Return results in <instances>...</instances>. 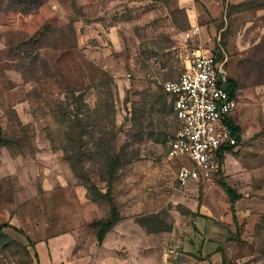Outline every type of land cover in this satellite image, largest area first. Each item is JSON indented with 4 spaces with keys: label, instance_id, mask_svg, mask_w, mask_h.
Masks as SVG:
<instances>
[{
    "label": "rangeland",
    "instance_id": "obj_1",
    "mask_svg": "<svg viewBox=\"0 0 264 264\" xmlns=\"http://www.w3.org/2000/svg\"><path fill=\"white\" fill-rule=\"evenodd\" d=\"M197 51L241 141L184 184L164 86ZM0 130V264H264V0H0Z\"/></svg>",
    "mask_w": 264,
    "mask_h": 264
},
{
    "label": "built area",
    "instance_id": "obj_2",
    "mask_svg": "<svg viewBox=\"0 0 264 264\" xmlns=\"http://www.w3.org/2000/svg\"><path fill=\"white\" fill-rule=\"evenodd\" d=\"M164 90L177 123L168 158L190 163L180 166L178 179L184 184L211 181L222 173L225 157L241 141L234 128L238 95L231 93L224 63L210 53L194 52Z\"/></svg>",
    "mask_w": 264,
    "mask_h": 264
},
{
    "label": "trees",
    "instance_id": "obj_3",
    "mask_svg": "<svg viewBox=\"0 0 264 264\" xmlns=\"http://www.w3.org/2000/svg\"><path fill=\"white\" fill-rule=\"evenodd\" d=\"M230 89H231V93L233 94V95H238V85H237V83L235 82V81H233V80H230ZM170 105H171V103H170ZM166 111H167V107H166ZM170 112L173 114V109H172V105L170 106ZM177 124V123H176ZM234 128H235V130H236V132L238 133V135H239V140L241 139V137H240V135H241V128L239 127V126H237V125H234ZM0 134H1V130H0ZM176 134V133H175ZM174 137H175V135H174ZM174 137H173V139H174ZM172 139V140H173ZM1 140H0V147H1ZM114 223V221H111V222H109V223H106L105 225H103L102 226V229H101V231H100V235L103 237V235L105 234V232H107L109 229H111V227L114 225L113 224Z\"/></svg>",
    "mask_w": 264,
    "mask_h": 264
},
{
    "label": "crops",
    "instance_id": "obj_4",
    "mask_svg": "<svg viewBox=\"0 0 264 264\" xmlns=\"http://www.w3.org/2000/svg\"><path fill=\"white\" fill-rule=\"evenodd\" d=\"M207 242L204 244L203 248H204V253L205 254H210V252H213L214 255L211 257L212 260H217L216 258H218V253H215L216 252V248L210 250L209 249V245H208V242L210 241L209 237L207 238ZM48 264H53L51 261L48 263Z\"/></svg>",
    "mask_w": 264,
    "mask_h": 264
}]
</instances>
